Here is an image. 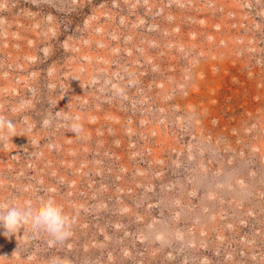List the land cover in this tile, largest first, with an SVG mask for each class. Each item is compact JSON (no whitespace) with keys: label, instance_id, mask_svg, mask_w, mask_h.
I'll use <instances>...</instances> for the list:
<instances>
[{"label":"rangeland","instance_id":"1","mask_svg":"<svg viewBox=\"0 0 264 264\" xmlns=\"http://www.w3.org/2000/svg\"><path fill=\"white\" fill-rule=\"evenodd\" d=\"M0 117V204L72 221L0 264H264V0H0Z\"/></svg>","mask_w":264,"mask_h":264},{"label":"clouds","instance_id":"2","mask_svg":"<svg viewBox=\"0 0 264 264\" xmlns=\"http://www.w3.org/2000/svg\"><path fill=\"white\" fill-rule=\"evenodd\" d=\"M5 134L14 137L15 124L0 117V140ZM71 224V218L63 207L51 198L42 201L36 208L0 204V227L5 230V236H12L24 226L30 225L34 230L47 232L53 240L61 241L71 235Z\"/></svg>","mask_w":264,"mask_h":264}]
</instances>
